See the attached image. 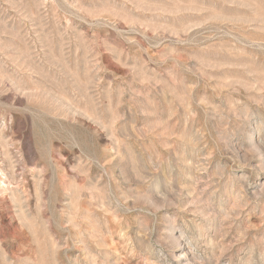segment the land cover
<instances>
[{
    "label": "rangeland",
    "instance_id": "obj_1",
    "mask_svg": "<svg viewBox=\"0 0 264 264\" xmlns=\"http://www.w3.org/2000/svg\"><path fill=\"white\" fill-rule=\"evenodd\" d=\"M0 264H264V0H0Z\"/></svg>",
    "mask_w": 264,
    "mask_h": 264
}]
</instances>
